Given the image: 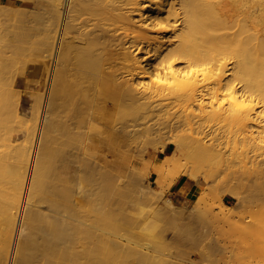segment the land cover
<instances>
[{
    "label": "bare ground",
    "instance_id": "1",
    "mask_svg": "<svg viewBox=\"0 0 264 264\" xmlns=\"http://www.w3.org/2000/svg\"><path fill=\"white\" fill-rule=\"evenodd\" d=\"M12 2L27 47L0 34V264H110L150 141L167 187L264 188V0Z\"/></svg>",
    "mask_w": 264,
    "mask_h": 264
},
{
    "label": "rangeland",
    "instance_id": "2",
    "mask_svg": "<svg viewBox=\"0 0 264 264\" xmlns=\"http://www.w3.org/2000/svg\"><path fill=\"white\" fill-rule=\"evenodd\" d=\"M18 7L20 5L12 0H0V34L2 38L9 36L11 43L27 47L22 36L23 29L18 27L13 15ZM164 36L163 41H166L169 33ZM142 53H138V56L145 59L147 56ZM151 144L152 141L148 145L151 156L131 163L128 191L123 201H118L112 208L114 240L122 236L128 248L123 249L115 243L110 264H262L264 252L261 254L255 247L257 244L254 240L257 238H253L252 229L257 228L255 237H258L259 249L263 251L264 188L256 183L250 184L240 191L241 200L237 204L226 193L229 185L222 182L220 176L211 174V178L204 183H208L207 186L200 189L201 182L181 175L179 177L185 180V186L175 193L172 186L167 187L163 169L154 166L164 154L159 153L156 157ZM168 147L172 148V145ZM215 185L217 192L214 191ZM196 198L199 200L198 208L193 212L185 209ZM168 199L176 209L163 203ZM220 199L224 205L219 203ZM256 219L258 223L253 227V220ZM236 225L244 230L237 227L238 230ZM241 232L243 238L240 237Z\"/></svg>",
    "mask_w": 264,
    "mask_h": 264
},
{
    "label": "crops",
    "instance_id": "3",
    "mask_svg": "<svg viewBox=\"0 0 264 264\" xmlns=\"http://www.w3.org/2000/svg\"><path fill=\"white\" fill-rule=\"evenodd\" d=\"M185 186V180L182 177L177 178V180L172 185L175 193H178Z\"/></svg>",
    "mask_w": 264,
    "mask_h": 264
}]
</instances>
